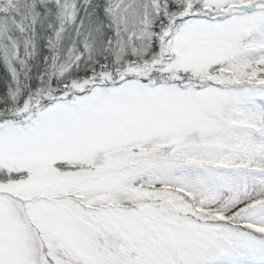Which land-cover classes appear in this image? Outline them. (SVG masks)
<instances>
[{"label": "snow or ice", "instance_id": "1", "mask_svg": "<svg viewBox=\"0 0 264 264\" xmlns=\"http://www.w3.org/2000/svg\"><path fill=\"white\" fill-rule=\"evenodd\" d=\"M0 264H264V0H0Z\"/></svg>", "mask_w": 264, "mask_h": 264}, {"label": "trees", "instance_id": "2", "mask_svg": "<svg viewBox=\"0 0 264 264\" xmlns=\"http://www.w3.org/2000/svg\"><path fill=\"white\" fill-rule=\"evenodd\" d=\"M2 72H3V70H2V68H0V75H2ZM0 90H2V85H0Z\"/></svg>", "mask_w": 264, "mask_h": 264}]
</instances>
